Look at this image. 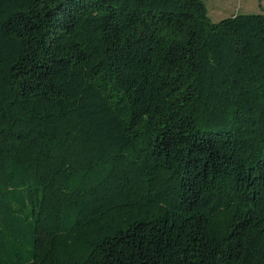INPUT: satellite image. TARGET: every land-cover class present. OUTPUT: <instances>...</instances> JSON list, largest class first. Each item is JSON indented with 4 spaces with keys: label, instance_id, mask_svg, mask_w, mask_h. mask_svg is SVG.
Instances as JSON below:
<instances>
[{
    "label": "trees",
    "instance_id": "obj_1",
    "mask_svg": "<svg viewBox=\"0 0 264 264\" xmlns=\"http://www.w3.org/2000/svg\"><path fill=\"white\" fill-rule=\"evenodd\" d=\"M0 264H264V8L0 0Z\"/></svg>",
    "mask_w": 264,
    "mask_h": 264
},
{
    "label": "rangeland",
    "instance_id": "obj_2",
    "mask_svg": "<svg viewBox=\"0 0 264 264\" xmlns=\"http://www.w3.org/2000/svg\"><path fill=\"white\" fill-rule=\"evenodd\" d=\"M211 22L217 23L236 14H260L264 0H203Z\"/></svg>",
    "mask_w": 264,
    "mask_h": 264
}]
</instances>
